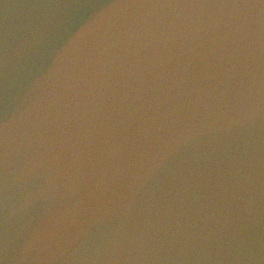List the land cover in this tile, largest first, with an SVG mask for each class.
<instances>
[{"label":"water","instance_id":"95a60500","mask_svg":"<svg viewBox=\"0 0 264 264\" xmlns=\"http://www.w3.org/2000/svg\"><path fill=\"white\" fill-rule=\"evenodd\" d=\"M0 264H264V0H0Z\"/></svg>","mask_w":264,"mask_h":264}]
</instances>
